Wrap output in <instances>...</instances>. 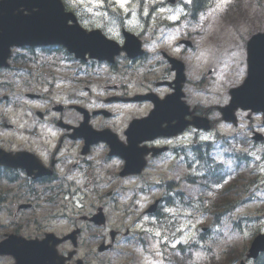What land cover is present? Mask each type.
<instances>
[{"label":"rangeland","instance_id":"1","mask_svg":"<svg viewBox=\"0 0 264 264\" xmlns=\"http://www.w3.org/2000/svg\"><path fill=\"white\" fill-rule=\"evenodd\" d=\"M139 28H142L141 24L139 22L135 23ZM223 30L225 32H227V29L225 27H222ZM228 28L229 27V22H228ZM244 27L241 26L240 24L236 23L235 26H233L231 29L234 30H242ZM193 30H198V27L196 26L195 28H193ZM174 30H168V29H163L161 31V34H173L174 32H172ZM161 34H158L155 39H159V41L162 44H165L167 42V39H172L173 36L170 35L167 38L166 37H160ZM150 37V36H148ZM160 37V38H159ZM230 37V33L228 31V38ZM255 123H259L258 120H256ZM220 133H229V129L228 128H224L223 126H221L220 129ZM212 136H216V134H211L208 136L203 137V139H207L210 138ZM264 154V147L259 146L256 147L253 153V162L252 165L250 167V169L247 171V173L250 175L253 174H260L262 177H264V162L262 160V156ZM230 163V160H228V164ZM231 166H232V162H231ZM234 183V177H231L228 181H227V185H231ZM260 211L262 209H264V189L260 190L259 192V200H254L252 202L247 203L246 205H244L241 209H239L238 211L235 212V219H238L240 216H245L251 213H257V210ZM262 212V211H261ZM264 214V213H263ZM262 214V215H263ZM175 219L174 221L176 222V227L173 230L174 231V236H177L179 239L177 240V242L179 241H186V243H188V239L190 234L184 231L183 233H180V229L182 228L183 230H185L186 226L189 223H192V221L182 217L181 216H176L175 215ZM211 219L210 218H200L198 221H196V226H201L202 223H210ZM182 223V224H181ZM169 236V234H168ZM211 246L214 249V254L216 255V258H218L220 261H224V257H223V251L226 249L227 245H229L230 243H237L238 247H242L243 244H241L239 242V240L233 236L229 235V229H228V218L225 219V225H223L220 228V232H217L215 235H213V237L209 240ZM158 251V245L157 243L152 240L150 243V246L148 248L147 251H145V253H143L139 248L135 247L133 250V258L136 260L137 264H165L161 261V259H163L164 257H162V255L160 253L157 252ZM106 257H110L113 258L112 255H106ZM223 258V259H222ZM209 262V257L207 255V253L205 252H197L194 255L193 260L191 261V264H205Z\"/></svg>","mask_w":264,"mask_h":264},{"label":"water","instance_id":"2","mask_svg":"<svg viewBox=\"0 0 264 264\" xmlns=\"http://www.w3.org/2000/svg\"><path fill=\"white\" fill-rule=\"evenodd\" d=\"M30 1V2H29ZM13 2V0H4L0 2V5L8 4ZM29 4H37L36 0H28ZM40 4L44 5L46 4V0H40ZM35 23H39L40 27H36ZM51 21L49 20H34L31 19H24V20H0V37L7 36L10 34H13L11 32L17 33L16 36L21 38L27 43H40L43 42L45 39L44 37H48L53 39L54 41L58 42V38L52 34V28L50 27ZM3 24H5L7 27V30L11 31L9 33H2V30H4ZM243 88H241L237 95L240 94V98L243 100ZM264 98L259 99L255 104L256 105H262ZM256 244L253 245L252 248V256L256 257L257 252L261 250V248H264V239L258 238L255 242ZM262 246V247H261Z\"/></svg>","mask_w":264,"mask_h":264},{"label":"flooded vegetation","instance_id":"3","mask_svg":"<svg viewBox=\"0 0 264 264\" xmlns=\"http://www.w3.org/2000/svg\"><path fill=\"white\" fill-rule=\"evenodd\" d=\"M148 67L151 68L152 65H149ZM129 68L131 70H133L134 72H136V78H135V82H133V84L142 85L143 83H140V80L145 79V77L148 74L144 70L143 64L141 62H132V63H130ZM149 79H150V76H149ZM147 92H149V90ZM129 105L132 106L131 107V114H132L131 120L138 119V118H141V117H145L153 109V104L150 101L133 102V103H130ZM193 108H195L198 111L197 106L196 107L194 106ZM195 114L196 115H200L199 112H196ZM23 118H24V120H22V122L20 123V126H18V127H22L23 128V131H22V133L20 135L21 136H28V132L26 131V126L24 125L25 122L28 120V116L25 115ZM5 139L9 141L7 143V148L8 149H12V148L15 147V142H11V140L9 139L8 136H6ZM165 141L166 140H164V139H158L156 141V144H161V143H163ZM19 145H20L21 150H24L26 148H30V149L35 150V151H31V152H34L37 156L40 157L39 148H36L31 142L25 141V140H20ZM26 150H28V149H26ZM6 174L10 178H12V182H20L21 181L22 183H24V184L21 185L22 188L24 186H26V189H29V190L34 188L33 180H31L30 185H28V186L25 183V178H27V172L26 171H24V170L21 171L20 170L18 172H12L10 169H7L6 170Z\"/></svg>","mask_w":264,"mask_h":264},{"label":"clouds","instance_id":"4","mask_svg":"<svg viewBox=\"0 0 264 264\" xmlns=\"http://www.w3.org/2000/svg\"><path fill=\"white\" fill-rule=\"evenodd\" d=\"M243 72H244V69L241 68V69H240V74L243 75ZM226 102H227V101L225 100V103H226Z\"/></svg>","mask_w":264,"mask_h":264},{"label":"trees","instance_id":"5","mask_svg":"<svg viewBox=\"0 0 264 264\" xmlns=\"http://www.w3.org/2000/svg\"><path fill=\"white\" fill-rule=\"evenodd\" d=\"M263 262H264V257H263ZM264 264V263H263Z\"/></svg>","mask_w":264,"mask_h":264}]
</instances>
